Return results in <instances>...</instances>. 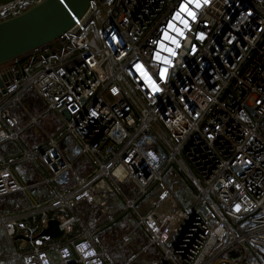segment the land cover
I'll return each instance as SVG.
<instances>
[{"label": "built area", "instance_id": "1", "mask_svg": "<svg viewBox=\"0 0 264 264\" xmlns=\"http://www.w3.org/2000/svg\"><path fill=\"white\" fill-rule=\"evenodd\" d=\"M18 193L0 264H264V0H94L0 66V199Z\"/></svg>", "mask_w": 264, "mask_h": 264}, {"label": "water", "instance_id": "2", "mask_svg": "<svg viewBox=\"0 0 264 264\" xmlns=\"http://www.w3.org/2000/svg\"><path fill=\"white\" fill-rule=\"evenodd\" d=\"M94 0H43L0 21V66L55 42L69 32ZM59 239L62 231L50 220L40 233Z\"/></svg>", "mask_w": 264, "mask_h": 264}, {"label": "rangeland", "instance_id": "3", "mask_svg": "<svg viewBox=\"0 0 264 264\" xmlns=\"http://www.w3.org/2000/svg\"><path fill=\"white\" fill-rule=\"evenodd\" d=\"M21 143L28 147V143H30V145H36V144H40L41 143V137L38 135H35V133L33 132V130L31 128L27 129L24 133L23 136H21L20 138ZM21 153V150L19 148V145L15 142H9L7 144H5V146H3V148H1V154L3 157L7 158V157H12L15 155H18ZM15 170L17 172V174L19 175L20 178H22V180L24 181V184L26 186H31L32 184L35 183V171L33 170V167L29 164H18L15 166ZM29 175L30 178L29 180H25L24 176ZM171 186V184H170ZM61 189H64L63 187ZM42 192V197H45V189L40 188V187H30L29 188V194L32 195L34 198H36V194L37 193H41ZM177 195L178 198L180 200V202L184 205L186 211H189L192 208V203L189 201H186V191H185V186L179 188L177 190ZM13 200H17L19 201L21 204H24V200L25 197L23 196V194L18 193L15 194L13 196L7 197L5 199H0V212L4 210V208H9V205L11 203H13ZM7 248L2 240V234L0 231V254L1 253H5ZM260 259L262 261H264V251L263 252H258Z\"/></svg>", "mask_w": 264, "mask_h": 264}, {"label": "trees", "instance_id": "4", "mask_svg": "<svg viewBox=\"0 0 264 264\" xmlns=\"http://www.w3.org/2000/svg\"><path fill=\"white\" fill-rule=\"evenodd\" d=\"M89 212H90V211H86V210H85V211L82 212V214L86 217V219L88 220V222L91 223L92 220H91L90 217H89Z\"/></svg>", "mask_w": 264, "mask_h": 264}, {"label": "crops", "instance_id": "5", "mask_svg": "<svg viewBox=\"0 0 264 264\" xmlns=\"http://www.w3.org/2000/svg\"><path fill=\"white\" fill-rule=\"evenodd\" d=\"M2 0H0V2H1Z\"/></svg>", "mask_w": 264, "mask_h": 264}]
</instances>
